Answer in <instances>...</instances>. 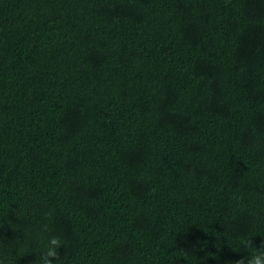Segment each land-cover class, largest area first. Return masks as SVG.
<instances>
[{
	"label": "trees",
	"instance_id": "16d2710c",
	"mask_svg": "<svg viewBox=\"0 0 264 264\" xmlns=\"http://www.w3.org/2000/svg\"><path fill=\"white\" fill-rule=\"evenodd\" d=\"M52 237L53 264H256L264 0H0V264Z\"/></svg>",
	"mask_w": 264,
	"mask_h": 264
},
{
	"label": "clouds",
	"instance_id": "9594fccd",
	"mask_svg": "<svg viewBox=\"0 0 264 264\" xmlns=\"http://www.w3.org/2000/svg\"><path fill=\"white\" fill-rule=\"evenodd\" d=\"M45 230H47V225H45ZM49 241L51 242V244L56 245V248L55 249L46 248V250H44L42 253H40V255L37 257L34 264H41V261H44V264H53V260L48 259V257L54 258L55 260L58 259L59 248L61 247L62 242L60 241V239L58 237H52V238H50ZM256 251H257V253H259L256 255V264H261V261L259 260V255H264V242H262L261 246L259 248H257ZM252 255H254V254H251L248 257H250ZM248 257H242L241 259L236 260L235 264H251Z\"/></svg>",
	"mask_w": 264,
	"mask_h": 264
}]
</instances>
